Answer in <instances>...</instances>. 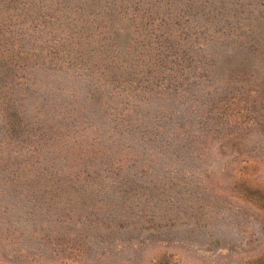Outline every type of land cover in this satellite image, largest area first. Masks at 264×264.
<instances>
[{
	"label": "rangeland",
	"instance_id": "374dc122",
	"mask_svg": "<svg viewBox=\"0 0 264 264\" xmlns=\"http://www.w3.org/2000/svg\"><path fill=\"white\" fill-rule=\"evenodd\" d=\"M37 12L117 32L0 94V264H264V0H0V44Z\"/></svg>",
	"mask_w": 264,
	"mask_h": 264
},
{
	"label": "trees",
	"instance_id": "16d2710c",
	"mask_svg": "<svg viewBox=\"0 0 264 264\" xmlns=\"http://www.w3.org/2000/svg\"><path fill=\"white\" fill-rule=\"evenodd\" d=\"M30 2H32V0H30ZM31 15V25L37 24L33 26L32 32L28 34L27 32L21 30H15L18 32L11 33L14 38L9 43L0 44V94H2L4 97L10 94V92L14 90L15 87H20L19 80L21 76L19 77L18 75H16L18 73V69L26 71L28 69H35L46 66L50 63L61 65L62 63H64V60H58V58L55 57L58 55V52H63L66 53L67 56L73 57V60L68 59L65 60V62L68 66H77L76 74H78V72H83V68L81 67L87 61H89L90 58L88 56L93 55L94 51L98 52L100 56L106 50L107 42L106 40L102 41V39L106 38V36L102 34H106L107 31L114 32L115 34L117 32L116 30L113 31L105 29L106 24L115 28V23L112 24L111 22L113 21L109 18H106V16L102 17V13H99L96 16L93 14H91L92 16L90 14L84 15L80 17L82 19L74 18L71 20L70 18H66V23L73 27L74 31L72 33L62 31V33L64 35H69L70 38L74 39V42L72 47L69 46L67 49H64V44H62L59 49L56 45L57 42L54 44L52 43L51 45H46V43H43L42 45L41 42L43 41H41L37 35L35 36V33L33 34V32H35L36 30L42 29L37 27H44V24L49 20V18L47 17L49 16V14L37 12ZM21 23L22 22L20 21L19 26L21 25ZM97 23L101 26L95 25ZM2 31H0V34L2 33ZM94 37L96 38V41H94ZM22 39H24V42H19ZM108 39L109 38H107V40ZM66 40L68 39L66 38ZM66 40H64V42H67ZM90 42L92 44H90ZM94 43H96V45ZM53 57H55V59L57 60L54 61ZM98 61L99 64L103 66L105 63H107L108 59L101 58ZM87 67L88 66H86L85 68L87 69ZM203 67L205 71L211 72L210 67L205 63L203 64ZM107 69L108 65L106 68H101L100 71H104ZM80 92V98H83L85 100H87L88 98L91 99L89 97V93H85L82 91ZM91 96L92 98H96V95ZM90 101H92V99ZM97 101L100 102V100ZM5 114L9 115V110ZM8 117H10V115ZM12 129H14V126Z\"/></svg>",
	"mask_w": 264,
	"mask_h": 264
}]
</instances>
